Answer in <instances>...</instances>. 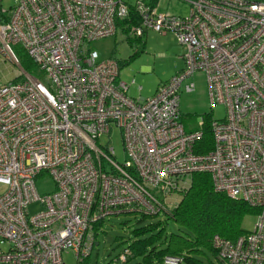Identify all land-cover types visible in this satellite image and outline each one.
Returning a JSON list of instances; mask_svg holds the SVG:
<instances>
[{
    "label": "built area",
    "instance_id": "built-area-1",
    "mask_svg": "<svg viewBox=\"0 0 264 264\" xmlns=\"http://www.w3.org/2000/svg\"><path fill=\"white\" fill-rule=\"evenodd\" d=\"M2 1L0 55L21 72L0 82V184L7 186L0 264H64L68 251L77 264H91L93 222L120 207L158 212L194 172L209 173L217 191L256 208L252 231L213 236L218 255L226 264H264V0H183L184 16L150 0H13L8 8ZM125 19L133 37L171 31L184 47L183 69L148 98H130L119 62L90 48L120 33ZM16 45L47 84L19 66ZM197 71L211 105L226 110L211 121L205 153L194 151L202 132L187 131L178 108L182 82ZM114 127L128 154L123 163L100 142ZM43 175L55 189L40 195L35 180Z\"/></svg>",
    "mask_w": 264,
    "mask_h": 264
},
{
    "label": "rangeland",
    "instance_id": "rangeland-1",
    "mask_svg": "<svg viewBox=\"0 0 264 264\" xmlns=\"http://www.w3.org/2000/svg\"><path fill=\"white\" fill-rule=\"evenodd\" d=\"M128 3H134L135 0H124ZM13 0H3V7L8 8ZM158 7L165 12L185 15L188 13V5L183 0H159ZM165 36L161 33L148 30L142 35L141 41L137 39L131 45L127 42L123 35L116 33L113 36L104 37L94 40L90 43V48L98 51L101 58H115L120 65L119 79L128 85L126 94L130 98L137 99L139 97H148L155 93L159 84L167 82L183 67V59L180 58L183 51V45L178 41L174 33L166 32ZM138 41V42H136ZM141 46V47H137ZM143 49L138 56L129 59L134 51ZM16 51V49H15ZM129 59V60H128ZM143 65L146 69H143ZM21 69L16 64L4 61L0 55V82L15 80L20 78ZM47 84L45 78L42 80ZM204 73L197 71L189 76L179 91V111L180 120L187 129L195 128L198 123L205 118L206 114L212 112L214 119H222L226 115L225 106L220 103L211 105L208 93L207 83ZM186 83H192V90L186 91ZM120 130L114 127L108 135H102L100 142L105 145L109 143L114 149V156L117 162L123 163L128 154L124 150L122 144V136ZM54 180L48 175H43L35 180V188L38 194L42 195L54 191ZM6 185L0 184V194L5 192ZM180 200V194L173 193L167 197L168 206L176 204ZM38 204L29 205L30 214H34L38 210ZM241 220V228L250 232L254 229L257 222L255 213H247L243 215ZM138 215L132 213L109 215L103 221V225L96 233V244L93 245L91 255L89 257L91 264H106L114 261L117 256L133 239V229L141 226L137 222ZM162 221L161 225H165L167 234L176 231L177 227L170 219H166L163 212L154 218V220ZM121 239L123 242H121ZM2 249L6 245L0 243ZM203 260L216 262L212 254L205 253ZM64 264H77L75 255L72 251L63 253ZM110 261V262H111ZM115 263V262H114Z\"/></svg>",
    "mask_w": 264,
    "mask_h": 264
},
{
    "label": "trees",
    "instance_id": "trees-1",
    "mask_svg": "<svg viewBox=\"0 0 264 264\" xmlns=\"http://www.w3.org/2000/svg\"><path fill=\"white\" fill-rule=\"evenodd\" d=\"M128 22L129 19L121 21L119 30L123 38L133 45L136 39L141 41L142 35L136 37L129 35L128 30L131 25H126ZM13 50L19 66L43 80L42 74L24 49L16 45ZM141 51L143 49H137L129 59L138 56ZM127 62L124 60L121 64ZM122 65L119 63V68ZM212 119L214 118L210 112L202 119V124L198 123L193 129L185 127L187 131L202 132V136L194 143V151L197 153H205L212 146V131H210ZM188 181L186 186L174 192L180 194V200L172 206H168L167 198L165 202L160 200L163 203L158 212L120 207L111 214L132 213L135 216L138 215L137 222L143 223L133 229L132 241L127 243L117 255L125 253V259L117 260V264H167L165 262L167 256L178 258L177 264H207L203 260L207 252L216 260L209 264H226L213 246L211 241L213 236L219 235L227 240L236 239L246 232L241 228L243 215L256 214V208L240 198H231L217 191L207 172H194ZM161 212L165 214L166 219L174 222L176 231L167 234L165 225H161V219L154 220ZM105 218L93 222L90 227L93 245L96 244V233L100 230ZM121 242H123L122 239ZM89 257L86 259L90 260Z\"/></svg>",
    "mask_w": 264,
    "mask_h": 264
},
{
    "label": "crops",
    "instance_id": "crops-1",
    "mask_svg": "<svg viewBox=\"0 0 264 264\" xmlns=\"http://www.w3.org/2000/svg\"><path fill=\"white\" fill-rule=\"evenodd\" d=\"M150 1H152L153 3H156L157 2V4H159V0H150ZM185 2V1H184ZM187 3V2H186ZM187 5H188V3H187ZM188 8H189V5H188ZM160 9V8H159ZM161 10V9H160ZM188 10V9H187ZM174 14V13H173ZM188 14V13H187ZM187 14H185V15H187ZM176 15H179V16H184V15H180V14H176ZM147 32V31H146ZM165 34H167V33H165ZM165 34L163 33V35L165 36ZM183 52H184V47H183V51H182V53H181V56H182V54H183ZM180 56V58H182ZM184 62V61H183ZM143 67V69H146V66L145 65H143L142 66ZM183 67H184V64H183ZM183 67L180 69V70H182L183 69ZM179 70V71H180ZM142 97H139V98H137V99H141ZM144 98V97H143ZM145 98H147V97H145Z\"/></svg>",
    "mask_w": 264,
    "mask_h": 264
},
{
    "label": "bare ground",
    "instance_id": "bare-ground-1",
    "mask_svg": "<svg viewBox=\"0 0 264 264\" xmlns=\"http://www.w3.org/2000/svg\"><path fill=\"white\" fill-rule=\"evenodd\" d=\"M148 97H149V96H148ZM148 97H147V98H148Z\"/></svg>",
    "mask_w": 264,
    "mask_h": 264
}]
</instances>
